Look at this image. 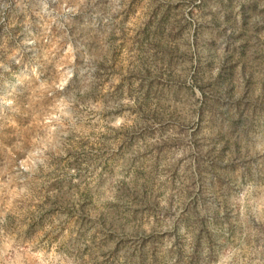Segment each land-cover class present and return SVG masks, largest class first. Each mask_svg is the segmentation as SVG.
I'll return each instance as SVG.
<instances>
[{"label": "clouds", "instance_id": "clouds-1", "mask_svg": "<svg viewBox=\"0 0 264 264\" xmlns=\"http://www.w3.org/2000/svg\"><path fill=\"white\" fill-rule=\"evenodd\" d=\"M248 2L233 26L188 4L191 27L150 42L160 0L0 3V264H264V0ZM214 23L202 67L195 30Z\"/></svg>", "mask_w": 264, "mask_h": 264}, {"label": "rangeland", "instance_id": "rangeland-1", "mask_svg": "<svg viewBox=\"0 0 264 264\" xmlns=\"http://www.w3.org/2000/svg\"><path fill=\"white\" fill-rule=\"evenodd\" d=\"M4 2V0H0V3ZM238 2V0H160V8L163 9V13L160 16L159 20L155 23V28L150 29L145 33V41L150 42L151 39L161 36L170 22H175L176 27L179 28V32L177 35L183 33L186 28H190L191 24H181L178 20H175V17L178 15L179 10L191 4L194 6L196 10H198L200 16H207L209 14V10L213 7L220 6L222 7L225 16L226 22L229 26L234 25V16L232 13V8ZM254 4L252 0H249L247 4H245V14L247 15V9L253 8ZM194 12H189V16H193ZM220 25L218 23H214L212 27H209L207 24H198L195 30V40L197 44V52L199 56V60L201 66L204 67L207 65L210 58L213 56L215 48L217 46L216 41L220 35H223V31H218ZM19 33V36H17ZM7 35L3 32H0V42L3 41L4 36ZM13 39H23L26 35L24 30L23 22H19V27L12 32ZM17 68L13 66V72H16ZM0 81L2 79H11V73L3 72V69H0ZM231 71L229 68H225L224 72L221 75V80H225L229 78ZM167 86H157L153 87L152 84H149L148 91L150 94H155L157 96H162ZM2 94V93H0Z\"/></svg>", "mask_w": 264, "mask_h": 264}]
</instances>
